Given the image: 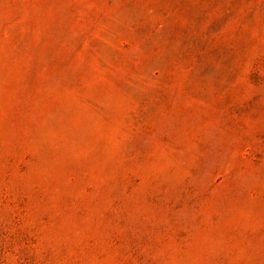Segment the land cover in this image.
<instances>
[{
    "label": "rangeland",
    "instance_id": "rangeland-1",
    "mask_svg": "<svg viewBox=\"0 0 264 264\" xmlns=\"http://www.w3.org/2000/svg\"><path fill=\"white\" fill-rule=\"evenodd\" d=\"M0 264H264V0H0Z\"/></svg>",
    "mask_w": 264,
    "mask_h": 264
}]
</instances>
